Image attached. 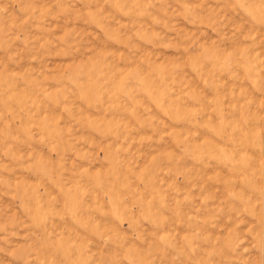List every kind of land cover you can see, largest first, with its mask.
I'll return each instance as SVG.
<instances>
[{"label":"rangeland","instance_id":"rangeland-1","mask_svg":"<svg viewBox=\"0 0 264 264\" xmlns=\"http://www.w3.org/2000/svg\"><path fill=\"white\" fill-rule=\"evenodd\" d=\"M0 264H264V0H0Z\"/></svg>","mask_w":264,"mask_h":264}]
</instances>
